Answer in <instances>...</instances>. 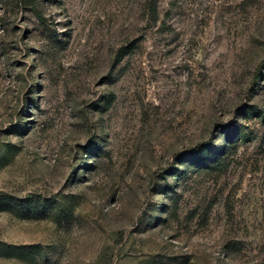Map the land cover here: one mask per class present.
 Instances as JSON below:
<instances>
[{
  "label": "rangeland",
  "instance_id": "374dc122",
  "mask_svg": "<svg viewBox=\"0 0 264 264\" xmlns=\"http://www.w3.org/2000/svg\"><path fill=\"white\" fill-rule=\"evenodd\" d=\"M0 264H264V0H0Z\"/></svg>",
  "mask_w": 264,
  "mask_h": 264
}]
</instances>
